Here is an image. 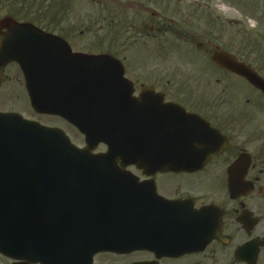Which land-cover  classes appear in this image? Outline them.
I'll use <instances>...</instances> for the list:
<instances>
[{"label": "flooded vegetation", "instance_id": "obj_1", "mask_svg": "<svg viewBox=\"0 0 264 264\" xmlns=\"http://www.w3.org/2000/svg\"><path fill=\"white\" fill-rule=\"evenodd\" d=\"M87 2L100 12L92 21L98 34L86 31ZM161 4L128 1L151 16L150 25L142 26L143 38L172 32L178 51L182 40L203 38L195 36V20L181 19L176 9V16L167 17ZM123 5V0H0V48L18 25L63 41L48 45L68 50L48 61L51 72H58L56 87L76 93L91 87L81 83L86 73L97 79L122 73L121 83L94 85L97 111L100 119L124 122L143 153L142 161L117 158L84 166L98 169L97 179L82 181L92 187L73 192L66 185L81 181L54 179L44 165L21 166L40 174L18 173L17 183H24L26 199L33 202L19 215L17 259L0 255V264H264V93L214 61L224 55V65L246 67L264 80V47L251 56L243 52L245 42L223 45L206 33V43H196L187 57L200 64L190 72L205 83L166 81L164 59L147 52L136 56L132 40L100 34L114 26L107 12ZM80 55L99 57L91 66L96 74ZM176 60L177 70L184 69L180 54ZM26 88L20 65L7 64L0 90ZM145 89L147 98L139 100ZM53 119L74 132L79 142L67 134L74 145L85 147L74 127ZM106 150L99 143L94 152Z\"/></svg>", "mask_w": 264, "mask_h": 264}, {"label": "water", "instance_id": "obj_2", "mask_svg": "<svg viewBox=\"0 0 264 264\" xmlns=\"http://www.w3.org/2000/svg\"><path fill=\"white\" fill-rule=\"evenodd\" d=\"M21 31V37L15 42L30 43L28 36L30 32ZM37 32V34L35 33ZM28 35V36H26ZM32 42L37 43L38 47L27 49L28 57L15 55L10 57L14 51L19 49H9L5 46L0 52V73L2 68L11 61L18 62L24 71L27 83V93L30 99L31 107L38 114L57 115L70 124L74 125L80 133L86 138L87 148L79 150L71 145L68 138L58 129H50L35 122L27 121L17 114L0 113V253L12 259L16 258V224L18 216L21 212L20 203L33 202L30 198L26 199L24 191L21 199L17 200V188L23 187L24 183L19 184L17 172L19 167L25 164H57L64 166H74L81 164L107 163L111 162L114 156L112 152H108L102 156H94L90 154L91 144L98 141H104L109 148H113L119 138L114 137L113 126L109 123L97 119V113L94 111V104L88 102L84 96L80 97V103L86 107V119L80 121L76 115H67V103L65 101L66 91L51 87L48 77V60L56 58V54L50 53L44 44L50 42L41 32L34 29L32 33ZM28 39V40H27ZM83 60L95 64L94 57H84ZM224 55H215L214 61L243 76L254 87L264 92V82L256 77L247 69L234 68L224 65ZM85 82L92 84L95 80L88 79ZM91 112V113H90ZM107 132H111L108 136ZM126 141V138L123 140ZM121 154V153H119ZM122 155V154H121ZM129 154L124 153V157ZM69 171H81L79 168L64 169ZM23 173L30 174L37 170L25 169ZM58 171V170H54ZM54 177H57L53 173ZM61 177V176H60ZM20 181H24L21 178ZM74 187V184L71 185Z\"/></svg>", "mask_w": 264, "mask_h": 264}, {"label": "rangeland", "instance_id": "obj_3", "mask_svg": "<svg viewBox=\"0 0 264 264\" xmlns=\"http://www.w3.org/2000/svg\"><path fill=\"white\" fill-rule=\"evenodd\" d=\"M129 0H123L124 5L117 7L116 10L108 11L110 15L107 21L114 20V26L109 31L102 28L100 34L123 37V40H132L133 51L147 52L154 54L155 58L164 59V76L166 81L181 82L183 80L205 83V77L199 73H191L195 67H201L195 63L190 53H195L196 43H206L207 39L218 41L224 45H231L232 41L244 43L247 50L244 54L253 55L252 50L264 47V0H161L163 15L167 17L176 16L174 9L181 16V19L195 20V36H202L188 43L182 40L179 51L176 49V42L173 33L166 32L162 37L146 39L142 37L143 25H150L151 16L146 11L131 8ZM152 3V2H151ZM151 3H149L151 5ZM165 3V4H164ZM163 6V7H162ZM100 12L95 10L88 2L84 11L86 31L98 34L99 27L92 23ZM100 18V17H99ZM97 18V19H99ZM91 20V21H90ZM166 22V21H165ZM161 24L163 25L162 21ZM164 27V26H163ZM206 33L210 34L208 38ZM241 45V44H240ZM242 46V45H241ZM242 51V50H241ZM181 55L184 69L178 68L179 62L176 55ZM141 56L137 54L136 56ZM188 72V73H187ZM0 111H14L30 120H36L48 126H57L69 133L73 141H78L74 132L57 119L47 116H38L30 109L26 92L24 90H0ZM56 124V125H55Z\"/></svg>", "mask_w": 264, "mask_h": 264}]
</instances>
